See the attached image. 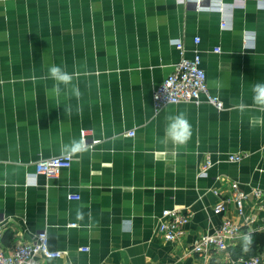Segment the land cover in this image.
I'll return each mask as SVG.
<instances>
[{
  "label": "crops",
  "instance_id": "obj_1",
  "mask_svg": "<svg viewBox=\"0 0 264 264\" xmlns=\"http://www.w3.org/2000/svg\"><path fill=\"white\" fill-rule=\"evenodd\" d=\"M222 1L223 10L181 0H0L6 250L42 229L51 249L65 252L40 257L42 264H233L264 249V111L252 99L253 85L264 82V0ZM176 38L186 57L201 52L209 88L224 109L203 102L155 111V88L182 58L171 44ZM52 65L73 74L79 100L51 92ZM241 102L248 107L241 110ZM180 112L192 133L184 145L166 135L168 117ZM81 138L87 151L73 155L69 168L33 175L36 161ZM230 154L244 157L231 161ZM207 156L213 165L200 175ZM232 182L250 194L243 213L233 205L216 213ZM255 189L263 203L252 196ZM165 209L189 215L176 241L157 232ZM226 216L241 224L228 249L193 251ZM244 235L251 236L248 252Z\"/></svg>",
  "mask_w": 264,
  "mask_h": 264
},
{
  "label": "built area",
  "instance_id": "obj_2",
  "mask_svg": "<svg viewBox=\"0 0 264 264\" xmlns=\"http://www.w3.org/2000/svg\"><path fill=\"white\" fill-rule=\"evenodd\" d=\"M186 3H195L198 9H224L222 0H181ZM238 1V0H237ZM242 3L244 0H240ZM229 22L224 17L222 26L227 27ZM246 37L251 39L253 36L246 33ZM198 44L200 38L196 37ZM174 45L182 54L181 60L174 65L173 71L155 88L153 92V103L155 111H160L170 104L194 103L200 104L207 102L218 110L225 108L223 99L212 93L206 70L202 66V56L199 50H196L193 57H186L185 45L181 38L172 39ZM217 53L221 52V47H216ZM87 131H82V136L86 139ZM129 135H135V131H130ZM244 155L230 154L229 160L241 161ZM73 156L69 159L59 154L51 157L39 159L35 163L33 175L45 174L47 176H58L63 169L69 168L72 164ZM213 165V160L207 156L200 165L199 174L206 175L208 169ZM229 195L226 199L218 201L214 210L216 213H226L231 205L235 206L239 213H243L245 203L250 194L241 189L238 182H232L229 188ZM214 193L220 195L218 189ZM263 193L255 189L252 196L257 203H263ZM70 199H79L77 194H70ZM189 222V215L177 209H165L162 214V220L158 226L157 232L167 241H176L185 234V226ZM4 221L0 218V264H42L40 257L59 258L65 254L62 250L51 249L49 244L48 232L45 229L39 230L34 239L30 242H17L11 250H6L2 243L4 234ZM70 226H76V223H70ZM241 224L225 217L221 224L215 228L212 233L202 235L193 247L197 253L208 252L211 249L226 250L229 247V239H235L240 235ZM88 247H80V250H88ZM233 264H264V249L253 256H241L233 261Z\"/></svg>",
  "mask_w": 264,
  "mask_h": 264
},
{
  "label": "clouds",
  "instance_id": "obj_3",
  "mask_svg": "<svg viewBox=\"0 0 264 264\" xmlns=\"http://www.w3.org/2000/svg\"><path fill=\"white\" fill-rule=\"evenodd\" d=\"M47 78L53 81L51 92L59 97L64 92L65 95L75 97L77 100L81 97L79 86L73 83V74L69 73L64 67L52 65L48 68ZM63 86V87H62ZM253 103L262 111H264V82H258L253 85ZM238 107L243 110L248 106L241 102ZM71 113L72 107L69 105L64 110ZM168 125L166 127V135L179 145H184L191 137V125L186 118L185 113L180 112L176 115L168 117ZM87 151V145L83 138L79 141L73 139L62 147V155L71 158L77 153ZM243 250L248 252L251 244V236H243Z\"/></svg>",
  "mask_w": 264,
  "mask_h": 264
}]
</instances>
